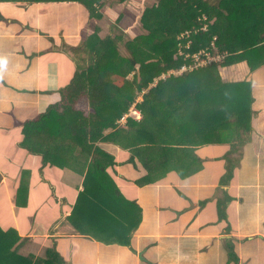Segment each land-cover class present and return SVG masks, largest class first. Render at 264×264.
<instances>
[{
  "label": "crops",
  "instance_id": "0c3cea01",
  "mask_svg": "<svg viewBox=\"0 0 264 264\" xmlns=\"http://www.w3.org/2000/svg\"><path fill=\"white\" fill-rule=\"evenodd\" d=\"M88 22L75 0L0 2V239L20 237L10 248L18 247L14 261L44 258L54 248L65 264H264V60L256 46L249 55L256 66L240 59L219 69L223 81L242 84L250 129L228 127L237 121L230 117L224 131L213 128L214 142L182 147L192 154L181 159L198 160L185 178L147 169L127 145L99 143L113 156L107 173L139 222L133 229L116 213L121 227L108 236L97 220L70 219L83 175L43 164L42 154L22 144L25 124L61 104L60 90L76 69L73 49L92 32Z\"/></svg>",
  "mask_w": 264,
  "mask_h": 264
},
{
  "label": "trees",
  "instance_id": "16d2710c",
  "mask_svg": "<svg viewBox=\"0 0 264 264\" xmlns=\"http://www.w3.org/2000/svg\"><path fill=\"white\" fill-rule=\"evenodd\" d=\"M5 1L50 0H0ZM75 1L83 4L90 19H101L102 13L95 7L101 0ZM141 21L145 33L125 42V54L118 49L121 35L100 37L99 27L93 26L91 34L73 49L76 69L60 90L61 104L51 106L38 121L24 127L23 147L42 154L43 164L83 175L84 189L70 219L82 223L97 220V231L107 235L121 227L115 226L116 213L129 218L132 227L139 217L130 208L134 204L123 199L107 173V167L114 164L113 156L98 144L127 145L150 170H175L183 178L194 174L198 166L193 162L198 160L181 159L182 153L192 154L182 147L214 142L218 137L213 132L215 125L223 131L229 126L234 130L238 125L251 127L252 111L249 99L244 101L242 84L223 81L219 69L240 59L256 66L257 56L249 57L254 46L264 60V0H157L142 11ZM202 51L214 56L225 53V58L195 68L193 56ZM184 66L193 69L163 78ZM132 106L141 119L127 116ZM230 117L236 123L229 124ZM229 135L228 130L224 138ZM172 156L176 161L171 162ZM23 176L19 196L26 199L30 172ZM19 238L14 232L0 239V264H18L14 261L18 247L10 248ZM19 264L65 263L56 249L49 248L44 258Z\"/></svg>",
  "mask_w": 264,
  "mask_h": 264
},
{
  "label": "rangeland",
  "instance_id": "374dc122",
  "mask_svg": "<svg viewBox=\"0 0 264 264\" xmlns=\"http://www.w3.org/2000/svg\"><path fill=\"white\" fill-rule=\"evenodd\" d=\"M156 3L157 0H101L95 7L96 11L102 13V17L100 20L89 18L90 26L92 30L93 26L99 27L98 34L100 37L121 35L122 41L118 43V49L122 54H125V42L131 41L138 35L145 33L141 21L142 11L147 6ZM84 37H86V34ZM81 44L82 42L79 45ZM83 57H85V54H81V58ZM129 78L132 77L129 76ZM141 100L142 97L140 96L138 101ZM127 116L134 118L142 117L141 113H137L136 108L133 106L129 109ZM125 121L126 118L122 119L121 124L125 123Z\"/></svg>",
  "mask_w": 264,
  "mask_h": 264
},
{
  "label": "built area",
  "instance_id": "2783aa9c",
  "mask_svg": "<svg viewBox=\"0 0 264 264\" xmlns=\"http://www.w3.org/2000/svg\"><path fill=\"white\" fill-rule=\"evenodd\" d=\"M194 58V67H203L206 66L209 63L212 62H221L223 61V59L225 58V53H221V55H217L214 56L213 54H211L210 52H206V51H202L196 55L193 56ZM193 69V66H184L182 67V69L178 70V71H174V72H170L168 75H163V78H166L168 76H170L171 74H182L183 72L187 71V70H191ZM137 113H139V111L136 110ZM135 119H140V118H135Z\"/></svg>",
  "mask_w": 264,
  "mask_h": 264
}]
</instances>
